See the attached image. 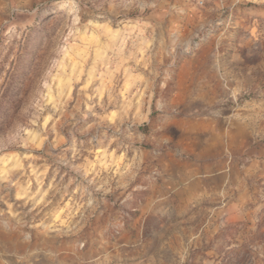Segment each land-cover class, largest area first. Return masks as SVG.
<instances>
[{"label": "rangeland", "instance_id": "1", "mask_svg": "<svg viewBox=\"0 0 264 264\" xmlns=\"http://www.w3.org/2000/svg\"><path fill=\"white\" fill-rule=\"evenodd\" d=\"M0 264H264V0H0Z\"/></svg>", "mask_w": 264, "mask_h": 264}]
</instances>
